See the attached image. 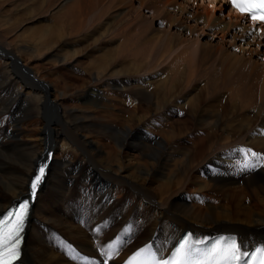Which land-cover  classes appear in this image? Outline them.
<instances>
[{
    "label": "bare ground",
    "instance_id": "bare-ground-1",
    "mask_svg": "<svg viewBox=\"0 0 264 264\" xmlns=\"http://www.w3.org/2000/svg\"><path fill=\"white\" fill-rule=\"evenodd\" d=\"M130 1L81 0L77 2V6H75L76 2L72 3L64 13V19L69 22L67 26V21L63 20L65 22L63 27L69 26L71 34L61 28L62 37L67 40L69 38L66 36L70 37L86 31L84 26L87 25V20L83 16V10L86 8L90 12L96 11L97 8L118 11L122 10L124 2L130 3ZM137 1L145 5L148 0ZM166 1L171 8H167L165 13H173L170 15L172 16L171 24L181 22L183 24L181 27L189 31H193V26L198 29L200 26L214 30L213 38H219L227 47L223 57L211 64L218 67H213L212 74L204 76V78L208 77L206 83L199 85L198 92L205 93L206 96L202 97V102L199 104L201 97L190 95L193 83L198 84L200 81L198 79L203 77L200 63L189 62L191 65L185 67L183 61L181 65L179 64L182 58L179 56L167 62L168 60L165 61L162 58L163 54L160 50L150 53L145 50L146 53H144L138 45L139 37L136 39L134 34L129 36V31L113 29L108 32L104 29L106 32L102 31L101 35L110 34L112 38H120V44L117 43L116 47L106 50L98 59L97 68L103 69L106 73L103 76H97V80L104 83L109 80L105 83L109 85L108 87L111 85L115 90L121 91V94L131 95L130 98L135 104L133 107L122 108L124 113L119 117V121L121 119L123 126L102 128L103 132L108 133L119 144L118 146L105 144L102 148L94 140L81 138L80 131H83L84 127L88 129L91 126L86 124L90 118L87 114H74L76 119L72 122L67 119L66 113L62 114L57 120L54 131L51 127L52 115L48 114L49 110L53 111L54 102L49 106L50 94L45 93L46 95L39 96L40 104L47 102L43 112L44 119L47 117L43 127L44 144H49L56 150L51 163L53 171H49L45 185L39 191L38 199L30 214L23 257L16 264H119L130 252L147 241H153L160 255L166 256L180 235L188 229L193 230L197 240H205L221 232L237 233L242 250L247 253L257 244L264 243V170L256 172L255 168L246 162V157L250 156L254 159V164L257 162L258 166L260 163L264 165V158L260 156V152H264V138L252 139L249 135L253 116L256 119H263L261 116L264 115V84L258 86L261 89L260 92L258 90V102L253 99L255 95L252 91L242 87V83L258 70L260 65H263L262 73L264 74V62L261 61L260 64V60L264 59V32L257 34L254 22L248 21L244 15L231 10L226 11V5L222 0H191L199 8L204 7L201 12L199 8L195 9L187 5V0ZM177 7L182 10V13L187 12L189 15L184 17V14L178 13ZM120 13L122 12H116L113 15L114 22ZM217 13L220 14L217 15ZM106 14L108 13L105 11L94 13V23L101 21ZM104 27L105 25L101 28L96 27L97 32ZM52 29L50 25L46 32H51ZM86 34L92 36L93 33ZM232 43L236 49L235 52L240 50L248 54L249 59L243 61L238 57V54L231 50ZM12 44L11 39L0 40V50L9 54V60H5L4 66L0 67V81H2L0 90L5 88L12 91L15 84L19 82L20 75L16 66L25 68V77L27 76L29 81L38 79L37 74L22 63L23 61L21 62L18 57L21 56L17 52L18 48H14ZM186 52L183 49L181 55L184 56ZM149 57L157 68L163 65L166 68L161 73L156 70L159 76H155L156 79H152L154 76L143 77L154 73V67L148 63ZM27 71L32 72L33 76ZM126 83L132 85H125ZM29 84L27 81L26 85ZM95 91L93 86H87L82 94L84 102L93 104L97 101L96 95L102 97ZM29 94L27 88L13 90L14 102L22 99L32 104L29 101ZM220 95H224L226 100L232 103V109L236 108L243 112L242 125L247 122L248 124L243 137H239L236 141L231 133L217 136L213 131L210 132L211 144L207 148L205 141L200 142V132L219 121L217 114L212 120L208 119V115H211L210 111L216 112L213 107L214 98H219ZM151 104L155 105V110L158 112L168 107L185 109V105L191 104L188 109H190V116L194 117L192 127L183 129L175 126L164 133L160 130L162 137L164 135L167 137H153L145 143L143 130L142 128L138 130V126L143 125L142 121L145 123L147 120V114L144 111H150ZM9 109L10 106L8 109H0V113H7ZM249 110L254 111L253 116L248 114ZM202 111L205 113L200 116L199 113ZM205 115L207 117H204ZM19 122L17 119L18 124L14 129L8 130L7 135L12 138L5 136V139L0 142V215L14 205L13 203L26 197L30 179L43 151L42 138L35 150L34 145L31 146L28 140L24 141L20 137L23 129ZM122 123L118 124L122 125ZM184 130L189 131L187 133L192 136L190 138L192 144L186 152L181 150L183 145L178 144V139L182 138L180 136L185 134ZM76 145L80 148L83 157L81 166L89 169L94 174L93 177L97 179L95 184L104 186L105 189H86L81 192L83 195L79 196L72 192L67 193L69 197L76 199V203L60 217L52 212V205L57 197L60 198L62 189L63 171L60 175L57 169L59 165L63 167L66 163L56 158L59 151L65 154L72 152ZM124 147L141 149L143 156L149 160L144 158L137 160L132 154L127 153ZM244 147L249 149L246 148L247 151H245ZM248 150L257 155L252 156ZM182 152L185 159H175V156ZM205 153L211 155L213 162L208 167L207 179L198 182V189L201 192L207 191L209 193L207 196L211 199L215 198L216 202H207V210L190 207L188 206L190 198L181 192L178 194V200L166 202L167 198L172 199L169 195L172 189L179 190L182 187L184 184L182 180L186 178L189 170L203 159L202 156ZM180 164L186 165L181 171ZM62 167L60 170H63ZM229 169L234 172H229ZM175 176L178 177L174 179ZM48 182L50 188L46 191ZM114 187H120L116 194H114ZM121 193L125 196L122 197ZM125 197L128 200L123 201ZM85 224L88 226L86 227ZM109 251H111V259L105 255Z\"/></svg>",
    "mask_w": 264,
    "mask_h": 264
},
{
    "label": "rangeland",
    "instance_id": "rangeland-1",
    "mask_svg": "<svg viewBox=\"0 0 264 264\" xmlns=\"http://www.w3.org/2000/svg\"><path fill=\"white\" fill-rule=\"evenodd\" d=\"M78 1L81 2V0H0V40H13L12 46L14 48H18L17 52L21 55L18 57L21 59V62L23 61L22 63H25L27 67L31 68L33 73L37 74L39 80L43 79L49 84L48 87H50L51 91L49 95V106H51L53 102L54 106H52L53 111L49 110L48 114L52 115L53 123L51 127H53L54 131L57 126V120L60 119L62 114L66 113L67 119L71 122L76 119L74 114H87L90 118L86 124L91 126H89L88 129L87 127H84V130L80 131L82 139L86 140L88 138V140H94L96 141V144L100 145L102 148H104L105 144L112 146L119 145L117 140L105 131L103 132L102 128L109 126L112 128H118L123 126L121 119L119 121V117L123 116L122 114L124 113L122 112V108L124 106L133 107L135 103L132 98H130L131 95H123L121 94V91L115 90L111 85L108 87L109 85L105 83L109 82V80H106L105 83L100 80V82H98L97 80V76H103L104 73H106L103 69L97 68L98 65L96 64L98 59L103 56V53L106 50L116 47L117 43L120 44V38H112L110 34L101 35V32L105 31L104 29L108 32L113 31V29L116 31H129V36L134 34L136 35V39L139 37L137 39L138 45L144 50V53H146V51L149 53L155 51L159 52L160 50V53L163 54L162 58H164L165 61L168 60L167 62H170L176 56H179L180 58L182 57L179 64L181 65L183 61L185 67H189L191 63H200L202 65L201 72L203 77L198 79L200 80L198 84L193 83L190 88V95H199L201 97L199 104L202 102V97H205L206 94L198 92L200 87L199 85H204L206 83V79L208 77L204 78V76L212 74L213 67H218L211 64L222 58V55L226 51L225 48H227L225 44H222L223 42L219 38H213L214 34L212 33L214 30L212 31L211 29L198 26L201 29L200 31V29L196 26H193V31H189L188 29L181 27L183 25L181 22H176L175 25L171 24L170 17L172 16L170 15L173 13H165L167 8L170 7L166 4V0H152L153 3H151V0H148L145 5L140 4L137 0H131L133 2L129 0L130 3L124 2L122 10L119 9L118 11H115L114 9L107 10L97 8L96 11L90 12V10L86 8L83 10V16L87 20V27L84 26V30L86 31L78 33L79 35L74 34L70 37L64 34L69 38L65 40L62 37L63 34L61 28L63 30L65 29L68 34H71L69 33L71 28L69 26L68 28L66 27L69 22L64 19V13L68 10L72 3L76 2L75 6H77ZM181 1L184 2V0ZM192 3L193 2H191V0H187V5L193 6L195 9L199 8L196 3ZM199 9L201 12L204 10V7ZM104 11L108 14H106L101 21H96V23H94L95 18L93 14L102 13ZM176 11L180 14L182 13V10H179L178 7L176 8ZM86 12H88V15ZM116 12L122 13H120L114 22L115 19L112 20V18ZM182 14H184V17L189 15L187 12H183ZM219 14L220 13H217V15ZM63 20L67 21L65 27H63L65 23ZM50 25L53 27L52 31L46 32ZM103 25H105V27L101 31L98 29L97 32L96 27L101 28ZM8 30L10 31L9 33L6 32ZM87 32L93 33L92 36L86 34ZM85 34L87 36L84 38L83 36H85ZM112 36H114V34H112ZM70 39L73 41L77 39L79 41L72 42ZM133 40L135 41V39ZM229 42L231 43V40ZM231 45V50L235 52L236 49H234L233 43ZM255 47L259 46L255 45ZM151 49L154 50L151 51ZM175 49L176 51H174ZM183 49L187 51L184 56L181 55V51ZM238 51L235 52V54H238L237 56L242 58L243 61L249 59L247 56L248 54H245L240 50ZM5 60H9V54H5L4 51L0 50V67L4 66L6 63ZM261 61L264 62V59L262 58L260 60V64ZM148 63L150 66L154 67V73L144 75L143 77L154 76L152 79H156L155 76L159 77L157 72L161 73L163 70H166L164 65L159 66V68L153 65V61L150 57L148 58ZM262 67L263 65H260L259 69L242 83V87L245 90L248 89L254 93L255 96L253 95V99H255L256 102H258V90L259 92L261 90L258 86L264 84ZM16 70L20 75V79L19 82L15 84L16 86H14L13 90L22 88H25L26 90L27 88L30 93L29 101H31L32 104H28L22 99H19L18 101L15 100L14 102L15 97L13 96V90L10 91L5 88L0 90V109H8L10 106L9 112H7L9 114L0 113V142L5 139V136H8V130L14 129V127L18 124L16 123V120L19 119V124L23 129L20 137H22L24 141L28 140L31 146L34 145L35 150L40 145L42 138L43 151H41V154H43L44 149L46 148V145L44 144L43 127L44 123H46L45 119L47 118L46 117L44 119L43 112H45L44 110L47 106V102L45 104H40L38 99L40 95L46 94L41 88L40 83L37 82L38 80L29 81V78L27 76L25 77V68L16 66ZM27 81L30 83L29 85H26ZM0 83H2V81H0ZM125 85L131 86L132 84L126 83ZM87 86H93L96 90L95 92L102 95V97L96 95L95 100L97 101L93 104L84 102L85 100L82 98V94L85 92ZM136 103H138V100H136ZM190 106L191 104L185 105V109H181V107H168L161 112H158L155 110V105L151 104V108H149L150 111H144L147 114V120L145 121L146 124L142 121L141 124L143 125L138 126V130H141L140 128L143 130L142 132L144 140L146 141L145 143L153 137H167L166 135L162 137L160 130H163L164 133V131H169V129H172L175 126L183 129L192 127L194 117L190 116V109H188ZM213 107L216 112L210 111L209 114L211 115H208V119L212 120L217 114L219 121H217L215 125L212 124L211 127H206L200 132V142L205 141L208 148L211 144V138L209 135L212 131L217 136H223L224 134L231 133L235 141L239 139V137H243L248 124L247 122L245 125H242L244 122L242 121L244 116L243 112L236 108L232 109V103L227 101L224 95H220L219 98H214ZM203 113L205 112L202 111L199 115L201 116ZM248 114L253 116L254 111L249 110ZM155 115L157 117H155ZM204 117H207V115ZM262 117L263 119H256V117L253 116L251 121V130L249 132L252 139H255L256 137L264 138V115L261 116V118ZM248 119L250 120L251 118L249 117ZM118 123H122V125H119ZM184 131L185 134L180 136L182 138L178 139V144L183 145L181 150L186 152L189 151V147L192 144V140H190L192 136L187 133L189 131ZM56 138L58 140L57 135ZM134 140H136V138H134ZM224 140L226 142L228 141L226 139ZM76 148L78 150H75ZM246 148L248 147H244L243 150L247 151ZM125 149L127 150V153H130V155L132 154V156L137 160H141L143 158L145 160H149L147 157L143 156V151L141 149L131 147H126ZM260 156H263L262 158H264V152H260ZM180 158L183 160L185 159L183 152L182 154L180 153L175 156V159ZM202 158V160L200 159L198 163H196V165L189 170L186 178L182 180V182H184L182 187L179 190L177 188L172 189L173 191L169 194L172 199L167 198L166 202H170L174 199L178 200L177 197L180 192L182 194H186V196L190 198L188 201V206L190 207L195 206L197 208L207 210V202H216L215 198L211 199L207 196L209 194L207 191L201 192V190L198 189V182H203L207 179L206 176L208 167L213 162L210 154L205 153ZM82 159L81 150L77 145L74 149H72V152L70 151L65 154L64 152L59 151L57 154L56 160L66 163L63 167L59 165L57 169L59 170L58 173L60 172V175L63 171V178L61 177L62 189L59 194L60 198L57 197L52 205V212L60 217L66 213L70 206L73 207L74 203H76V199L72 196L69 197L70 195L67 193L72 192V194L75 193L77 194L76 196H79L82 194L81 192H84L86 189H105L104 186L95 184L97 179L93 177L94 174L89 169L81 166ZM250 165L255 168L256 172L264 170V165H261V163L259 166L257 165V162L256 164L253 163ZM185 166V164H180V171ZM61 167L63 170H60ZM50 171H53V167H51ZM229 172L234 171L229 169ZM177 177L178 176H175L174 179ZM49 188L50 184L48 182L46 191ZM119 189L120 187H114V194H116ZM27 194L28 193H26L25 196H27ZM123 195L125 196L124 193H121L122 197ZM45 199L47 200V198ZM124 199L127 198H123V201ZM85 226L87 227L88 225L85 224ZM108 229L113 231L111 228Z\"/></svg>",
    "mask_w": 264,
    "mask_h": 264
},
{
    "label": "snow or ice",
    "instance_id": "snow-or-ice-1",
    "mask_svg": "<svg viewBox=\"0 0 264 264\" xmlns=\"http://www.w3.org/2000/svg\"><path fill=\"white\" fill-rule=\"evenodd\" d=\"M232 5L240 11L242 14L249 15L252 20L264 22V0H231ZM252 156H256L255 152L248 150ZM47 164L41 163L37 165L36 170L33 173V177L30 179V190L34 197L38 186L41 184L45 177ZM29 203L28 201L20 202L18 207L7 211L6 214L0 215V264H16V261L20 258V245H21V233L28 214ZM184 245L176 250L177 257H183ZM144 250L138 251L132 260L139 259ZM215 252H222L223 259L226 264H239L243 260L244 256L251 255V260L245 262V264H264V246L255 248V250L249 254L242 251V245L237 241L232 240L227 243L226 247L221 248L217 246L214 249ZM109 259H111V251L105 253ZM154 264H179L178 260H157Z\"/></svg>",
    "mask_w": 264,
    "mask_h": 264
}]
</instances>
